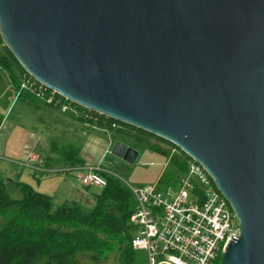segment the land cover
I'll return each mask as SVG.
<instances>
[{
  "label": "water",
  "instance_id": "obj_1",
  "mask_svg": "<svg viewBox=\"0 0 264 264\" xmlns=\"http://www.w3.org/2000/svg\"><path fill=\"white\" fill-rule=\"evenodd\" d=\"M0 35L39 83L201 164L242 230L220 264H264V0H0Z\"/></svg>",
  "mask_w": 264,
  "mask_h": 264
},
{
  "label": "trees",
  "instance_id": "obj_2",
  "mask_svg": "<svg viewBox=\"0 0 264 264\" xmlns=\"http://www.w3.org/2000/svg\"><path fill=\"white\" fill-rule=\"evenodd\" d=\"M0 69L8 74L13 87L28 104L34 106L29 93L21 91V75L27 72L5 46L0 35ZM85 116L74 118L100 127L119 126L122 135L132 133L175 145L129 125L119 123L80 106ZM0 119V128L2 126ZM71 165H85L78 150L63 149ZM73 155V157H71ZM171 157L177 171H187L185 153ZM105 188L96 195L95 205L85 210L78 203L56 205L50 195L18 182L20 198H13L6 180L0 175V264H81L86 255L95 263L107 262L112 255L118 264H147V256L133 248L136 228L130 223L136 202L127 185L115 176L103 175ZM162 183L169 184L163 177Z\"/></svg>",
  "mask_w": 264,
  "mask_h": 264
},
{
  "label": "built area",
  "instance_id": "obj_3",
  "mask_svg": "<svg viewBox=\"0 0 264 264\" xmlns=\"http://www.w3.org/2000/svg\"><path fill=\"white\" fill-rule=\"evenodd\" d=\"M21 79V91L40 99L44 105L63 113H70L75 108L84 114L76 104L28 73ZM112 127L119 129L117 125ZM182 153L178 147H171L172 156ZM31 160L42 163L37 156H32ZM186 166L187 171L182 173L177 189L163 190L156 184L135 187L123 181L136 202L131 217L136 228L133 248L145 252L147 264H218L229 244L241 238L237 216L216 188L213 178L190 157L186 158ZM33 169L44 174L58 173L43 165ZM65 172L74 174L88 188L103 189L107 185L103 175L115 176L93 166L74 165Z\"/></svg>",
  "mask_w": 264,
  "mask_h": 264
},
{
  "label": "rangeland",
  "instance_id": "obj_4",
  "mask_svg": "<svg viewBox=\"0 0 264 264\" xmlns=\"http://www.w3.org/2000/svg\"><path fill=\"white\" fill-rule=\"evenodd\" d=\"M21 77L23 76L21 75ZM21 83L22 79H20ZM30 96L34 102L33 107L19 96V92L13 87L8 74L0 70V119L3 121L0 128V175L6 180L8 191L13 198L18 199L21 196L17 188L18 182L30 184L36 191H40L39 182L47 177V174L34 171L33 167L38 166L39 163L31 160L33 153H25L30 146L27 142L29 133L26 132V129L34 126V123L29 124V120L35 121L38 126L44 125L43 128L51 127L55 123L62 127H68L66 122H70L80 130L76 137L70 136L68 140H61L60 137L56 141H52V143L50 138L44 141L47 149L50 148L48 147L49 145L55 148L52 152L49 151V154L60 159L63 158L65 162L68 160L63 157L65 154L62 151L67 148L66 145L72 144L76 148H81V145H83L84 153H81L80 158L87 162H85V165L101 167L103 170L113 173L127 184L135 187L156 184L158 178L162 175L161 178L164 177L166 181H169V184H164L160 181L156 184L158 188L166 190L169 188L177 189L179 187L182 172L177 171L173 162L170 161V156H172L170 146L152 137L137 133H132L130 136L122 135L117 132L119 130L115 127L106 126L102 128L92 123L85 124L92 128L100 129L104 133L90 128V130L86 129L85 135H83L82 129L85 130L84 126L73 119L84 117L85 114H82V112L75 108L70 113H63L57 108L44 105L40 99L32 95ZM39 107L42 108L38 110ZM45 112L50 113V117L45 115ZM21 122H24L23 124L26 128L20 125ZM45 132H47L46 129ZM48 133H45V136L50 137V131ZM109 139L111 140L112 149L119 142L135 149L139 153L136 164H129L124 159L116 157L112 154V150L110 153H102L101 149L103 150L104 145L109 144ZM175 156L177 155H173L172 157ZM155 162L156 165L154 164ZM57 168L49 167L52 170H56ZM59 168L63 169V166ZM60 175H70L79 181L71 173H61ZM90 190L92 194L90 200H95L96 195L101 192L102 188L91 187ZM90 204L91 202L79 205L85 210H91L95 205V201L92 207ZM130 223L132 224L131 218ZM80 261L81 264H95L86 255L81 256ZM220 262L221 260L218 264ZM98 264H118L117 256L114 254L110 257L109 261Z\"/></svg>",
  "mask_w": 264,
  "mask_h": 264
},
{
  "label": "crops",
  "instance_id": "obj_5",
  "mask_svg": "<svg viewBox=\"0 0 264 264\" xmlns=\"http://www.w3.org/2000/svg\"><path fill=\"white\" fill-rule=\"evenodd\" d=\"M41 108L42 107H39L38 110ZM45 115L50 117V113H48V112H45ZM55 115H59V114H55ZM73 120H75V119H73ZM75 122L82 123V125L84 126L85 130L82 129L83 135H85L86 129L90 130V128L92 130L103 132L100 129L92 128V127L88 126L87 124L80 122L78 120H75ZM23 123L24 122H21L20 125L22 127H25ZM31 123H34V126L32 128L26 129V132L29 133L28 138H27V142L30 144V146H29V149L27 150V152H25V153H33V156H37L40 159V161L42 162V163H39V165H43L46 169H49V167H58L56 169L58 171V173H54L55 175L47 174V177L42 179L39 182V187H41V190L39 192L50 195L53 198L54 203L57 206L62 205L64 203H73V202L79 203L81 205H85V204H88L89 202H91L90 206L92 207L95 200H90V196L92 195L90 188L81 185V183L79 181H77L76 179H74V177H72L70 175H67V176L60 175L61 173H68V172H65V170L71 166H74V165H71V163L68 161L65 162L63 158L60 159L59 157L52 156L49 153L52 152L55 148L51 147L49 145L48 147H50V148L47 149L44 145V141H46L47 138L51 139V143H52V141H56V139H58L60 137H61V140H68L70 138V136H72L73 138L76 137V135L79 133L80 130L78 128L74 127V125H72V123H70V122H66V125H68V127H62L61 125H58L57 123H55L53 126L48 127V128H46V127L43 128L44 125L38 126L35 121L29 120V124H31ZM45 129L47 130V132H45ZM48 131H50V137L45 136V133H48ZM43 138H44V140H43ZM66 147L67 148L72 147V148H75L76 150H78L79 157L81 156V153H84L83 152L84 151L83 145H81V148H76L72 144L66 145ZM91 150L93 151V149H91ZM111 150H112L111 140L109 139V144L104 145V148H103V150L101 149V151H102V153H110ZM154 164L156 165V162ZM62 166H63V169H60L59 167H62ZM79 166H81V165H79ZM84 166H87V165H84ZM48 175H50V176H48ZM161 176H160V178H158V181L156 182V184H158L160 182ZM42 181H44V182L41 183Z\"/></svg>",
  "mask_w": 264,
  "mask_h": 264
}]
</instances>
